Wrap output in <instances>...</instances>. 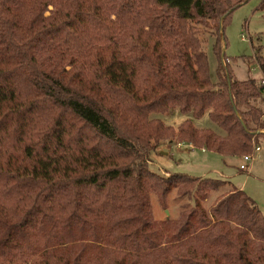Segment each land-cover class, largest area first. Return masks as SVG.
<instances>
[{"label": "trees", "instance_id": "obj_1", "mask_svg": "<svg viewBox=\"0 0 264 264\" xmlns=\"http://www.w3.org/2000/svg\"><path fill=\"white\" fill-rule=\"evenodd\" d=\"M246 1L0 0V264H264L244 189L148 163L164 140L221 156L261 143L264 57L239 79L221 50ZM175 107L223 134L150 117ZM174 189L190 202L154 218L151 193L166 205Z\"/></svg>", "mask_w": 264, "mask_h": 264}, {"label": "rangeland", "instance_id": "obj_2", "mask_svg": "<svg viewBox=\"0 0 264 264\" xmlns=\"http://www.w3.org/2000/svg\"><path fill=\"white\" fill-rule=\"evenodd\" d=\"M263 0H247L235 8L225 24L222 39V54L228 58L235 77L239 79H260L262 72L255 61L257 51L264 57V8L260 7ZM206 38V35L203 36ZM213 39H207L204 49L207 54L210 77L217 80L216 69L218 59L212 49ZM223 64L227 63L222 57ZM150 117L158 118L165 125L177 128L184 119H192L198 128H208L223 134V130L208 117L205 112L199 118H192L191 113H182L178 108H171L166 112H153ZM264 134V130L258 131ZM262 149L249 161L246 169H240V156H221L215 152L189 148V144H176L175 141H162L154 151L148 154V163L152 170L163 173L160 168L170 172L187 173L196 176L224 178L242 187L258 203L264 214V137L261 138ZM213 197L206 202L209 204ZM152 214L156 219L166 216L175 218L179 215L182 203L190 202L187 196H178L176 190L167 195L165 204L158 200L155 193L150 196ZM208 206V205H207ZM167 209V211H166Z\"/></svg>", "mask_w": 264, "mask_h": 264}, {"label": "built area", "instance_id": "obj_3", "mask_svg": "<svg viewBox=\"0 0 264 264\" xmlns=\"http://www.w3.org/2000/svg\"><path fill=\"white\" fill-rule=\"evenodd\" d=\"M262 84H264V81H261ZM263 97H264V90H263ZM262 149V145L258 144L254 147L253 151L248 154H243L242 157V162L239 164L241 169H246L249 161H251L254 156L256 155L257 152H259Z\"/></svg>", "mask_w": 264, "mask_h": 264}, {"label": "crops", "instance_id": "obj_4", "mask_svg": "<svg viewBox=\"0 0 264 264\" xmlns=\"http://www.w3.org/2000/svg\"><path fill=\"white\" fill-rule=\"evenodd\" d=\"M223 45V44H222ZM169 142H172V141H169ZM177 145H179V144H181V143H176ZM189 148H195V147H193L191 144H189ZM201 150H204L203 148H201ZM241 157V156H240ZM242 158V157H241ZM241 163V162H240ZM239 168H240V166H239ZM241 169V168H240ZM160 170H162L163 172H166V174H169L170 173V171H168V170H166V169H163V168H160ZM222 179H224V178H222ZM226 180H228V179H226ZM232 185H234L235 187H238V188H242V187H240V186H238V185H236V184H234L232 181H230V180H228ZM250 195V194H249ZM251 196V195H250ZM252 197V196H251ZM253 198V197H252ZM254 199V198H253ZM255 200V199H254ZM256 201V200H255ZM257 203V202H256ZM258 204V203H257Z\"/></svg>", "mask_w": 264, "mask_h": 264}, {"label": "water", "instance_id": "obj_5", "mask_svg": "<svg viewBox=\"0 0 264 264\" xmlns=\"http://www.w3.org/2000/svg\"><path fill=\"white\" fill-rule=\"evenodd\" d=\"M166 211H167V209H166Z\"/></svg>", "mask_w": 264, "mask_h": 264}]
</instances>
